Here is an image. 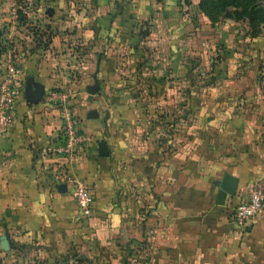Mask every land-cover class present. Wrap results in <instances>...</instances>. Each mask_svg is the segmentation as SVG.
<instances>
[{"label": "crops", "instance_id": "0c3cea01", "mask_svg": "<svg viewBox=\"0 0 264 264\" xmlns=\"http://www.w3.org/2000/svg\"><path fill=\"white\" fill-rule=\"evenodd\" d=\"M200 2L0 0V74L11 55L22 80L0 131L1 264H264V213L245 234L231 216L264 179V32L241 48ZM196 57L200 93L179 101ZM65 111L87 211L56 177Z\"/></svg>", "mask_w": 264, "mask_h": 264}, {"label": "built area", "instance_id": "2783aa9c", "mask_svg": "<svg viewBox=\"0 0 264 264\" xmlns=\"http://www.w3.org/2000/svg\"><path fill=\"white\" fill-rule=\"evenodd\" d=\"M22 90L20 71L11 55H8L4 69L0 74V131H7L15 122L17 99ZM62 145L57 154L62 158V168L56 177H62L63 183H72L73 195L82 211H87L91 202L89 189L68 174V167L75 162L83 149L87 138L78 121L68 111L64 112ZM264 213V179L251 183L245 193L238 197L232 210V220L247 233L255 218Z\"/></svg>", "mask_w": 264, "mask_h": 264}, {"label": "rangeland", "instance_id": "374dc122", "mask_svg": "<svg viewBox=\"0 0 264 264\" xmlns=\"http://www.w3.org/2000/svg\"><path fill=\"white\" fill-rule=\"evenodd\" d=\"M242 3V0H238ZM247 2L242 3V4H248L250 3V6L252 5V2H248V0H245ZM208 7L210 12H215L214 10L216 9V0H208ZM255 4L257 5V8L255 10H251L249 12L248 9H243L241 7L238 8H228L223 14L220 16H223L225 19L231 18L234 21V35L235 33H238L240 36V42L239 44L241 45V48L246 44L245 40L252 38V37H257L259 34L264 32V0H255ZM244 5V6H245ZM219 8V7H218ZM251 19V22H250ZM235 37V36H234ZM196 49L198 52L199 45L197 43ZM195 57V56H194ZM199 57H196L195 60L193 59L192 61V77L191 80L192 82H195L197 84V87H195V83L192 85V87H183V83L180 85L176 86L175 88V93L176 96L178 97L179 101H184L183 98L186 96H196L199 95L200 89H199V80H200V68L199 65H201V62L198 60ZM186 102V101H185ZM181 105H178L177 108V114L182 113L183 110L187 113L189 112L190 108L188 105H184L183 107L180 108ZM188 107V108H187ZM189 109V110H188ZM193 110H190L192 112ZM178 115H176L177 117ZM29 255V253H27ZM63 255V254H61ZM68 255H72L73 258H75V264H88L87 262L83 261L80 262L79 258L84 256L85 254L81 252H77L75 250V253H69Z\"/></svg>", "mask_w": 264, "mask_h": 264}, {"label": "trees", "instance_id": "16d2710c", "mask_svg": "<svg viewBox=\"0 0 264 264\" xmlns=\"http://www.w3.org/2000/svg\"><path fill=\"white\" fill-rule=\"evenodd\" d=\"M207 2L208 0H201L200 7L207 15H209L214 20L218 18L221 14H223L228 8H238V7H241L243 9L249 8V12L257 8V5L255 4V0H248V2H252L251 6H250V3L248 4V6L247 4L246 5L242 4V3L247 2L245 0H242V3L238 0H216L217 7L214 10L215 12H212V11L210 12L209 7L207 6L208 5ZM250 22H251V19H250Z\"/></svg>", "mask_w": 264, "mask_h": 264}, {"label": "water", "instance_id": "95a60500", "mask_svg": "<svg viewBox=\"0 0 264 264\" xmlns=\"http://www.w3.org/2000/svg\"><path fill=\"white\" fill-rule=\"evenodd\" d=\"M98 151H99V155L104 157V156H107L108 155V152H107V148H106V145L105 143L101 142L98 144ZM225 181H229V178L226 177L225 178ZM233 185L231 187V189H226L230 194L234 195L235 194V188H236V181H232L231 182ZM2 248L4 250H7L8 249V241L6 238L3 239V242H2Z\"/></svg>", "mask_w": 264, "mask_h": 264}]
</instances>
